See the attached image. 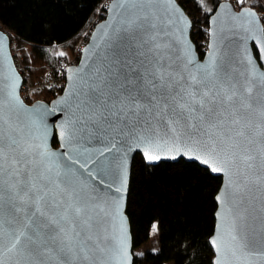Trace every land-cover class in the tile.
<instances>
[{
	"label": "snow or ice",
	"instance_id": "obj_1",
	"mask_svg": "<svg viewBox=\"0 0 264 264\" xmlns=\"http://www.w3.org/2000/svg\"><path fill=\"white\" fill-rule=\"evenodd\" d=\"M110 10L96 59L55 102L67 112L58 132L67 152L49 146L48 110L24 107L15 78L0 88V264H124L123 226L118 235L112 205L81 170L103 184L122 174L133 147L148 163L175 153L228 174L230 191L216 197L225 207L215 264L264 258V207L255 204L264 193V72L239 45L218 54L215 29L197 61L175 0H112ZM226 22L261 44L254 11L241 7Z\"/></svg>",
	"mask_w": 264,
	"mask_h": 264
},
{
	"label": "trees",
	"instance_id": "obj_2",
	"mask_svg": "<svg viewBox=\"0 0 264 264\" xmlns=\"http://www.w3.org/2000/svg\"><path fill=\"white\" fill-rule=\"evenodd\" d=\"M107 1L0 0V28L18 49L29 52L19 73L22 81H33L46 71L56 78L62 73L63 78L62 67L74 53L78 61L79 42L97 18L104 19ZM177 1L191 19L190 37L202 56L208 38V17L214 5L223 0ZM209 8L213 10L209 12ZM61 52L65 55L60 56ZM63 87H49L37 93L35 100L48 102ZM57 144L54 136L52 145ZM220 184V176L195 162L179 159L148 164L135 155L126 204L132 246L134 249L143 244L156 223L159 247L141 255L132 251V264H212L214 253L209 238Z\"/></svg>",
	"mask_w": 264,
	"mask_h": 264
},
{
	"label": "water",
	"instance_id": "obj_3",
	"mask_svg": "<svg viewBox=\"0 0 264 264\" xmlns=\"http://www.w3.org/2000/svg\"><path fill=\"white\" fill-rule=\"evenodd\" d=\"M175 3L179 6L180 11L183 13L184 17L190 22L191 26L187 28V31L185 33L186 40L190 42L191 46L194 48V56L197 61H203L206 59V54L211 50V45L213 43V37L210 35L211 31L215 29L217 31V39H216V44H217V51L218 54H223L228 52V49L231 48L233 51L237 48L239 45L241 49L243 50L244 48L248 49V51L251 53L252 58L257 61V65L259 67V70L261 72H264V64L260 63V52L259 48L261 46H264V30H263V25L261 22V19L255 9H253L250 6H242L244 8L249 9L250 11H254L256 13L257 21H258V27L260 29L259 32H257V36L260 38L261 44L257 45L256 41L252 39H248L246 43L241 39V37L247 36L248 34L244 33L240 29H232L230 27V22L227 21V17L230 14H239L241 7L238 9H235L233 4L227 0H223L219 2L218 4L220 5L219 8L215 7L212 13L210 14L209 17H215L219 16L221 13L224 15L221 17L220 20H217L215 24L212 23V21L208 17V38H207V49L203 53L202 56H200L196 50V46L191 40L190 37V32H191V27H192V22L188 14L185 12L183 7L179 4L177 0H175ZM112 4V0L108 3L106 7V13L105 17L103 20L100 22L96 23L90 36L87 44L83 47L81 50L79 59L77 63L73 65H69L66 68L65 71V85L62 89V91L56 95L53 99L50 101L46 102L43 100H35L30 104L25 103L21 97H20V89L22 85V77L17 71L13 57L11 55L10 51V38L5 31H3L0 28V34H3L4 36L7 37L6 40H4L2 43H0V88L4 89L5 92L8 89V85L11 84L12 78H15V82L18 85L17 87V95L20 99V101L23 102L24 107L31 109L34 106L41 105L42 108H46L48 110V114L45 117V123L49 127V138H48V144L49 146L55 151L57 149H60L62 152H67V149H62L61 148V143L62 141L58 137V132L60 125L63 123V120L66 119L67 117V112H62L61 109L64 107V105H59L55 103L56 101H59L62 98H66L68 96V93L71 89L72 82L69 79L70 76L73 75V73L79 68V69H85L86 66H90L92 61L96 59V53L99 51V48L103 44V38L104 34L109 31V28L107 25H110L113 23V13L110 10ZM223 28V31H220V29ZM241 54L243 55V51H241ZM71 69V71H69ZM56 137L57 139V146L52 145V140L53 137ZM116 148L120 149V144L117 142ZM120 152H116V155H120ZM139 154L142 157L141 152L137 151L134 147L133 150L128 152L127 155L125 156L126 160V168L122 172L120 176L113 177V176H108L103 178L104 183L101 184V177L96 176L92 179H89L88 176L86 175V170H81L85 174L81 176V179L85 180L87 183L92 185L94 188L97 189V191L105 197L109 203L112 205V212L114 215V223L116 227V232L119 235L120 234V225L122 224L123 226V233L122 235L125 237L126 240V251H127V260L124 262V264H132L133 263V246H132V237H131V231H130V224L129 220L126 214V204H127V194H128V189H129V180H130V172H131V164L133 157L135 155ZM110 155V154H108ZM172 156H175V159L171 158ZM143 158V157H142ZM179 159H184L186 161L190 162H195L199 164L200 166L208 169L211 174L215 176H220L221 177V184L220 187L215 195V202H216V210L214 213V229L212 232V235L209 238V243L212 247L213 250V259H212V264H215L217 260V253L215 249L213 248L211 244L212 239H216L219 236L220 233V217L218 213L223 212L224 210V204L221 201H218L216 197L218 195H223L226 191H230L228 188L229 185V176L226 173L223 172H212L210 170V166H205L202 163H199L195 160L189 159L187 157H182L178 154L175 153H169L166 156H163L159 161L153 162V163H148V164H157L160 161H171L175 162L178 161ZM111 184V188L107 187V185ZM116 188H120V191L117 192ZM257 196V200L255 201L257 209H261L264 207V204H262V201H264V193L257 192L255 193ZM264 214V213H261ZM225 264H234V262L229 258L225 261ZM252 264H264V258H258L254 261H252Z\"/></svg>",
	"mask_w": 264,
	"mask_h": 264
},
{
	"label": "built area",
	"instance_id": "obj_4",
	"mask_svg": "<svg viewBox=\"0 0 264 264\" xmlns=\"http://www.w3.org/2000/svg\"><path fill=\"white\" fill-rule=\"evenodd\" d=\"M229 2H231L233 5H238L236 3V0H228ZM245 0H244V5L245 6ZM247 6V5H246ZM248 6L252 7L253 9H255L261 19L262 25H263V30H264V0H250ZM101 19H96L94 24L88 29V31L85 33V35L83 36V38H81L79 45L76 49V53L78 55H80L81 50L83 49V47L87 44L88 40H89V36L90 33L92 32L94 26L96 23L100 22ZM11 43V42H10ZM10 50H11V55L13 57V61L15 64V67L17 69V71L20 73L22 71V66L20 65V61L16 60V55H14L12 53L13 51V47L10 44ZM73 63H71L70 65H73ZM68 64L64 65L62 67V71L64 73V77L62 78V73H60L58 76V78H56L55 76L51 77L50 72H45L44 74H42L39 78L33 80V81H22V85H21V89H20V97L21 99L27 103L30 104L32 103L35 98H36V94L42 92L43 90L47 89V88H53L56 86H59L61 84L65 85L66 79H65V71L67 68Z\"/></svg>",
	"mask_w": 264,
	"mask_h": 264
},
{
	"label": "rangeland",
	"instance_id": "obj_5",
	"mask_svg": "<svg viewBox=\"0 0 264 264\" xmlns=\"http://www.w3.org/2000/svg\"><path fill=\"white\" fill-rule=\"evenodd\" d=\"M109 1L110 0L107 1V4ZM249 2H250V0H245V3L247 6H248ZM234 6L236 7L235 9L240 8L237 5H234ZM10 44L13 47L12 53L14 55H16V60L20 61V65L23 67V64H22L23 59H25V57H29L28 49H18L15 42H13V41ZM202 49L204 51L207 49V43H206V47L203 46ZM73 56H74L73 59L67 63L68 65H70L73 62H74V64L77 63L75 53ZM158 247H159V230H158L157 224L154 223L153 226L151 227L149 233H148V237H147L146 241L143 244H141L139 247L134 248L133 253L137 254V255H141L146 250L154 251V250H157Z\"/></svg>",
	"mask_w": 264,
	"mask_h": 264
}]
</instances>
